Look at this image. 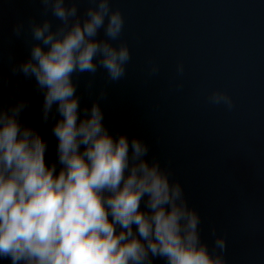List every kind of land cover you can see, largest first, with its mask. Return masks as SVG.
<instances>
[{
    "label": "clouds",
    "instance_id": "9594fccd",
    "mask_svg": "<svg viewBox=\"0 0 264 264\" xmlns=\"http://www.w3.org/2000/svg\"><path fill=\"white\" fill-rule=\"evenodd\" d=\"M59 25L32 24L30 58L13 71L34 78L43 95L42 122L51 123L55 159L48 142L20 121L28 107H0V260L9 264H225L227 241L212 229V251L202 240L200 216L170 170L149 159V146L104 123L96 91L82 106L77 79L88 74L91 92L98 70L108 83L126 75L131 53L118 41L124 18L112 0H40ZM103 31L104 38H98ZM19 34V30H17ZM159 66L151 63L150 74ZM184 66L177 64L182 76ZM177 90L182 88L177 83ZM212 105L234 107L225 91L213 90Z\"/></svg>",
    "mask_w": 264,
    "mask_h": 264
},
{
    "label": "water",
    "instance_id": "95a60500",
    "mask_svg": "<svg viewBox=\"0 0 264 264\" xmlns=\"http://www.w3.org/2000/svg\"><path fill=\"white\" fill-rule=\"evenodd\" d=\"M89 6L78 0V15ZM111 7L124 18L113 43H126L131 60L118 82L98 70L91 92L88 74L74 77L81 105L105 88V125L145 141L148 158L170 170L200 216L209 251L215 229L227 241L225 264H264V0H112ZM45 19L53 30L60 23L40 0H0V107L27 102L20 121L48 142L52 161L57 141L52 122L41 119L43 95L34 78L13 71L39 43L32 24ZM213 90L227 92L233 109L210 104Z\"/></svg>",
    "mask_w": 264,
    "mask_h": 264
}]
</instances>
